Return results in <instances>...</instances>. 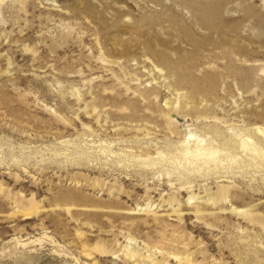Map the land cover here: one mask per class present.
Returning <instances> with one entry per match:
<instances>
[{
    "label": "rangeland",
    "instance_id": "rangeland-1",
    "mask_svg": "<svg viewBox=\"0 0 264 264\" xmlns=\"http://www.w3.org/2000/svg\"><path fill=\"white\" fill-rule=\"evenodd\" d=\"M0 17V264H264L263 158L151 163L189 130L264 128V0H11Z\"/></svg>",
    "mask_w": 264,
    "mask_h": 264
},
{
    "label": "bare ground",
    "instance_id": "bare-ground-1",
    "mask_svg": "<svg viewBox=\"0 0 264 264\" xmlns=\"http://www.w3.org/2000/svg\"><path fill=\"white\" fill-rule=\"evenodd\" d=\"M9 1L11 0H0V6L5 7ZM173 114L171 113V115ZM205 132L196 133L189 130L179 146L173 148L167 147L166 151L156 150L157 155L153 157L154 160L151 163L160 164L162 162L161 159H163V163H168L169 165L168 172H165L167 175L178 169L176 164H179L181 167H184V172L188 177L191 172L209 173L210 170L218 166L221 168L229 167L226 163L237 161L236 155L238 151L245 152L246 155L247 153L250 154L252 159L255 157L264 159V128L262 127L256 126L253 129L254 134L253 132L251 134V131L247 128L241 131L236 130L233 131L232 135L234 136L232 138L231 136L230 138L221 137L218 141L216 137L223 134V130L219 126H209ZM255 133L262 134L263 138ZM173 150H178V154L175 156L170 155L169 152L172 154L177 153H173ZM178 156L182 159L181 163L179 161L176 162ZM252 159L250 160L252 161Z\"/></svg>",
    "mask_w": 264,
    "mask_h": 264
}]
</instances>
